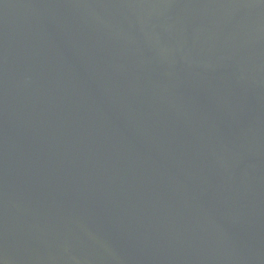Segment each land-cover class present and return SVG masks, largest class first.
Masks as SVG:
<instances>
[{
    "label": "water",
    "instance_id": "obj_1",
    "mask_svg": "<svg viewBox=\"0 0 264 264\" xmlns=\"http://www.w3.org/2000/svg\"><path fill=\"white\" fill-rule=\"evenodd\" d=\"M0 264H264V0H0Z\"/></svg>",
    "mask_w": 264,
    "mask_h": 264
}]
</instances>
